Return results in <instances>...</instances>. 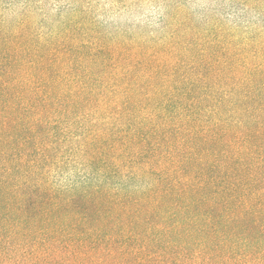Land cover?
<instances>
[{"label": "trees", "instance_id": "1", "mask_svg": "<svg viewBox=\"0 0 264 264\" xmlns=\"http://www.w3.org/2000/svg\"><path fill=\"white\" fill-rule=\"evenodd\" d=\"M0 264H264V0H0Z\"/></svg>", "mask_w": 264, "mask_h": 264}, {"label": "rangeland", "instance_id": "2", "mask_svg": "<svg viewBox=\"0 0 264 264\" xmlns=\"http://www.w3.org/2000/svg\"><path fill=\"white\" fill-rule=\"evenodd\" d=\"M158 18V14L157 12H152L151 9H148L146 12H144L143 14L141 15H138L134 18H132L130 15H124L122 17H119V14H114L111 16V19L114 20V21H121V22H135L137 25L140 24V23H147L150 21V19L152 18Z\"/></svg>", "mask_w": 264, "mask_h": 264}]
</instances>
